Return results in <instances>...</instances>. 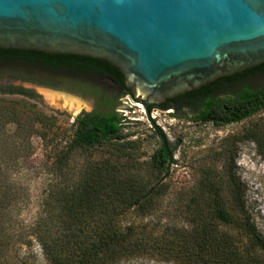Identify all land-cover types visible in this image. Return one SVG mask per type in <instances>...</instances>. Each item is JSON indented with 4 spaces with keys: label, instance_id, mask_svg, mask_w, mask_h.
<instances>
[{
    "label": "trees",
    "instance_id": "1",
    "mask_svg": "<svg viewBox=\"0 0 264 264\" xmlns=\"http://www.w3.org/2000/svg\"><path fill=\"white\" fill-rule=\"evenodd\" d=\"M0 61L42 66L64 89L93 99V111L76 118L72 138L59 153L61 170L67 167L73 152L106 150L104 158L88 163L81 181L58 190L54 215L51 208L47 218L36 222L35 239L47 264H119L133 260L159 264H264V236L245 214V189L233 175L228 178L230 204L224 190L204 171L199 187L189 194L181 211L180 225H165L154 233L147 225L127 223L132 213L145 217L155 211L157 199L165 195L163 182L174 163V149L158 132L160 148L147 164L138 165L140 142L127 140L121 133L125 119L118 112L119 100L131 94L118 71L94 59L39 52L0 50ZM262 72L264 65L217 80L174 101L183 105L198 103L197 114L188 117L191 121L216 126L238 123L264 109V87L223 99L214 97L216 88L224 84L223 80L231 84ZM2 92L28 94L12 86L2 88ZM244 140L259 149L264 146L259 127L248 130ZM10 195L2 189L0 179V264H17L16 258L6 255L11 250L3 230Z\"/></svg>",
    "mask_w": 264,
    "mask_h": 264
},
{
    "label": "rangeland",
    "instance_id": "2",
    "mask_svg": "<svg viewBox=\"0 0 264 264\" xmlns=\"http://www.w3.org/2000/svg\"><path fill=\"white\" fill-rule=\"evenodd\" d=\"M52 76L39 65L0 61V101L4 102L0 104V179L2 189L12 198L3 214V230L11 250L6 255L16 258L17 264H47L35 239L36 222L47 218L51 208L54 215L59 189L81 181L88 163L106 156L104 148L73 152L67 167L60 169L59 153L72 138L75 120L90 112L94 101L64 92L67 90ZM32 79L64 91L46 90L48 87L30 83ZM9 86L28 94L2 92V88ZM263 87L264 72L255 73L246 79L219 85L214 97L223 99L243 90ZM69 100L78 105L69 107L66 103ZM119 101L118 112L125 119L121 133L127 140L140 142L138 165L147 164L160 148L162 140L158 132L174 149V163L163 182L165 195L157 199L155 211L145 217L132 213L127 223L147 225L154 233L165 225H180L181 211L189 194L199 187L205 171L224 190L228 204L231 203L228 178L233 175L239 180L245 189L244 212L264 236V146L259 149L255 143L244 140V134L254 127L261 128L264 139V109L241 122L216 126L188 119L197 114L198 103L186 106L177 103V112L153 109L148 114L129 95ZM119 264L159 263L133 260Z\"/></svg>",
    "mask_w": 264,
    "mask_h": 264
},
{
    "label": "water",
    "instance_id": "3",
    "mask_svg": "<svg viewBox=\"0 0 264 264\" xmlns=\"http://www.w3.org/2000/svg\"><path fill=\"white\" fill-rule=\"evenodd\" d=\"M0 50L106 63L147 109L264 65V0H0Z\"/></svg>",
    "mask_w": 264,
    "mask_h": 264
},
{
    "label": "flooded vegetation",
    "instance_id": "4",
    "mask_svg": "<svg viewBox=\"0 0 264 264\" xmlns=\"http://www.w3.org/2000/svg\"><path fill=\"white\" fill-rule=\"evenodd\" d=\"M29 82L30 83H32V84H35V85H38L39 87H41V88H44V87H48V88H44V89H46V90H51V91H55V90H60V88H56V87H50V86H47V84H44L43 82H40V81H38V80H35V79H32V80H29ZM223 83H227L228 82V80H223L222 81ZM111 84L112 85H114L115 87L117 86V84H114L113 82H111ZM118 87V86H117ZM66 90V89H65ZM60 91H64V90H60ZM59 91V93H62V92H60ZM58 92V91H57ZM64 92H70V93H72V95H77V96H79V97H83V96H81V95H79V94H77V93H74V92H71V91H64ZM110 93H111V91H110ZM65 95H69V94H67V93H65ZM132 96V95H131ZM133 98V97H132ZM134 99V98H133ZM186 105H190V104H185V106ZM167 108V110H170V109H173L174 111H176L177 112V110H178V106H177V102L176 101H174V99L173 100H167L165 103H163V104H161V105H154V104H150L149 106H148V108L146 109L145 107H144V109L146 110V112L149 114L153 109H160V110H164V109H166ZM93 109H94V103H93V108H92V110L90 111V112H92L93 111ZM90 112H88V113H90Z\"/></svg>",
    "mask_w": 264,
    "mask_h": 264
},
{
    "label": "bare ground",
    "instance_id": "5",
    "mask_svg": "<svg viewBox=\"0 0 264 264\" xmlns=\"http://www.w3.org/2000/svg\"><path fill=\"white\" fill-rule=\"evenodd\" d=\"M63 98H65V97H63ZM66 103H67V105H69V107H74L75 105H78L77 102L70 101V100L68 102H66ZM137 106L141 107V105H139V104H137ZM77 107H79V106H77Z\"/></svg>",
    "mask_w": 264,
    "mask_h": 264
}]
</instances>
